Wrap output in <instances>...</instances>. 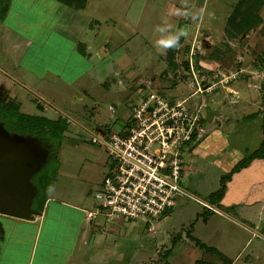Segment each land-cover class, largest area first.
Returning a JSON list of instances; mask_svg holds the SVG:
<instances>
[{"label": "rangeland", "instance_id": "rangeland-1", "mask_svg": "<svg viewBox=\"0 0 264 264\" xmlns=\"http://www.w3.org/2000/svg\"><path fill=\"white\" fill-rule=\"evenodd\" d=\"M253 2L86 0L78 9L58 0H10L0 21L4 89L0 102L9 105L0 108V163L9 158L24 161L32 196L47 190L46 185L35 183L40 174L46 176L41 171L63 160L64 168H81L80 176L89 181L94 197L109 165L98 161L99 151L90 137L100 131L118 132L141 92L159 91L170 98L191 94L189 105L198 108L203 129L184 150L181 184L186 194L178 195L160 220L148 217L147 225L138 229L142 246L127 264H194L198 259L203 264H221L222 254L234 261L240 258L233 264H264V204L247 205L242 200L225 206L212 203L208 196L219 187L230 163L250 152L257 141L255 137L248 143L250 132L257 133L256 116L261 121L264 117V0ZM169 8L189 13L168 17L187 36L180 37L179 47L161 53L152 40ZM249 14L259 15L260 20L247 31H237L239 21ZM78 40L86 41L90 54L76 49ZM185 46L197 50L201 58L202 82H216L210 93H193V77L180 63ZM231 84L239 92L235 101L225 87ZM41 112L68 120L60 148L42 135L15 132L7 126L14 117ZM46 177L45 184L52 172ZM94 204L93 208L98 204L95 197ZM240 221L256 225L255 232L261 235ZM196 242L214 247L217 255ZM248 254L255 258L245 261Z\"/></svg>", "mask_w": 264, "mask_h": 264}, {"label": "crops", "instance_id": "crops-1", "mask_svg": "<svg viewBox=\"0 0 264 264\" xmlns=\"http://www.w3.org/2000/svg\"><path fill=\"white\" fill-rule=\"evenodd\" d=\"M86 46V41L80 40L75 45L76 49H82L79 50L82 54H90ZM231 86L239 94L235 86ZM39 114L46 116L43 112ZM256 122L257 133L253 130L251 135L248 134L250 144L257 138L250 152L258 147L262 139L259 116H256ZM258 131H261L259 135ZM96 147L99 151L97 159L104 164L105 152ZM223 157L222 161L227 159L224 154ZM235 161L230 163V168ZM62 163L63 160L58 162L51 181L45 184V198L38 201L34 194L29 197L27 204L33 212L20 215L0 212V264H127L142 246L143 239L139 238L138 229L144 224L106 214L89 217L87 213L95 205L89 181L82 180L81 168H64ZM226 185L220 204L226 206L243 200L247 205L256 202L263 205L264 159H253L246 167L233 173ZM34 200L36 206L29 202ZM203 221L206 222V219ZM240 222L243 227L261 235L255 232L256 225L248 226L246 222ZM138 258L141 257L136 256ZM238 258L235 261L231 258L230 264L239 261ZM251 258L255 256L248 254L244 260H253Z\"/></svg>", "mask_w": 264, "mask_h": 264}, {"label": "built area", "instance_id": "built-area-1", "mask_svg": "<svg viewBox=\"0 0 264 264\" xmlns=\"http://www.w3.org/2000/svg\"><path fill=\"white\" fill-rule=\"evenodd\" d=\"M195 53L188 50V72L194 80L193 93L204 95L213 91L216 82H202L203 66L196 64ZM225 87L235 101L237 91L231 85ZM190 97L144 91L135 98L118 132L100 131L90 137L92 144L104 150L109 168L94 192L98 204L88 211L89 217L117 215L147 224L149 216L160 220L177 196L186 194L181 184L184 150L203 129L202 116L189 105ZM207 207L219 212L211 204Z\"/></svg>", "mask_w": 264, "mask_h": 264}, {"label": "trees", "instance_id": "trees-1", "mask_svg": "<svg viewBox=\"0 0 264 264\" xmlns=\"http://www.w3.org/2000/svg\"><path fill=\"white\" fill-rule=\"evenodd\" d=\"M58 1H61L65 5H68V6H71L74 8H78V9L81 7H84L85 2H86V0H58ZM262 1L263 0H254V2H258L259 4H261ZM9 5H10V0H0V21H3L5 13L8 10ZM230 19L231 18H229L227 21L230 22ZM259 20H260L259 15L254 14V16H253V14L252 15L249 14L244 19L239 21L237 31H247L248 29H250L251 27H253L255 25V21H259ZM183 49L185 51V53L183 52V54H185V57H184V59H182L180 61V63L183 64L184 67L188 70V62H187L186 57H187V53H188L189 48H188V46H185ZM172 54H173V50H171V52L168 54V56L171 58ZM193 58H194V60H197L196 64L198 65V62L201 61V58L198 55V53H195ZM172 66H174L173 62H172ZM3 93H4V89L1 86L0 87V96ZM0 100H1V97H0ZM8 102H10V101H8ZM10 103L12 104L13 102H10ZM8 106L9 105H6V103H4L3 101L0 102V108L1 109L5 110V108L7 109ZM36 107H38L40 109L42 106L39 103H36ZM18 118L14 117L15 121L13 119L12 122L7 121V126L10 128V130H13L15 132H17V131L18 132H24V133L29 132L30 134L35 135V136L42 135L41 136L42 138L47 139L48 141L50 140V141L56 142L55 144L57 145L58 148H60L62 134L68 126V120L65 117L59 115L56 118H50V117H47L45 115H40V114H28V115L24 114L23 116L19 115ZM24 120L29 122V123L25 122ZM261 131H262V139H261L258 147L255 148L254 150H252L251 152H249L248 154L244 155L243 157L239 158L237 161H235V163L231 166V168L226 173H224L223 175L220 176L219 187L214 192H211L208 195L212 203L217 202L218 204H220L219 200L221 199V197L223 196V194L226 190V187H227L226 183H227V181H229L231 179V176L233 173L239 171L243 167H246L253 159H264V117L261 121ZM54 158H55L56 163H57L58 162L57 158L56 157H54ZM51 160L54 161V159L52 157H51ZM56 167H57V165L49 164L41 172L44 173V175H46V176H47V173H49V172H52V175H53ZM46 176H43V174H40L39 177L37 176L40 180L37 178L35 180V183L40 185V187L41 186L43 187V185H45V181H47ZM42 181H44V182L42 183ZM35 198H39L36 200L42 201L45 198V190L37 191L35 193ZM36 200L32 201L33 205H35V206L37 205ZM171 209L172 208L166 210L162 216L168 214ZM203 220H205V219H203ZM145 225H147V224H144V226ZM173 240L172 241L174 243L175 239L173 238ZM170 244L171 245L166 250H169L171 248L172 243H170ZM196 245H198L204 251H207L209 253H214L217 251L214 247L207 246L204 243L196 242ZM216 255H217V252H216ZM218 258L221 259V264H230L232 261L231 258H229L223 254L220 255V257H218ZM194 264H203V261L201 259H198L195 261ZM205 264H207V263H205Z\"/></svg>", "mask_w": 264, "mask_h": 264}, {"label": "water", "instance_id": "water-1", "mask_svg": "<svg viewBox=\"0 0 264 264\" xmlns=\"http://www.w3.org/2000/svg\"><path fill=\"white\" fill-rule=\"evenodd\" d=\"M27 165L23 160L6 159L0 163V212L20 215L33 212L27 203Z\"/></svg>", "mask_w": 264, "mask_h": 264}, {"label": "clouds", "instance_id": "clouds-1", "mask_svg": "<svg viewBox=\"0 0 264 264\" xmlns=\"http://www.w3.org/2000/svg\"><path fill=\"white\" fill-rule=\"evenodd\" d=\"M189 15L187 11L181 12L180 9L169 8L167 10V16L163 18L162 24L158 25L155 32L158 35L152 40L153 47L158 52H165L170 48H177L180 44V37L187 36V32L184 28H175L170 22L168 17L173 15Z\"/></svg>", "mask_w": 264, "mask_h": 264}]
</instances>
